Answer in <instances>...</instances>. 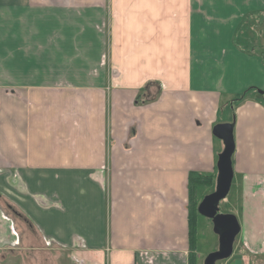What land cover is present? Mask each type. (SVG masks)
Returning <instances> with one entry per match:
<instances>
[{"label": "crops", "instance_id": "crops-1", "mask_svg": "<svg viewBox=\"0 0 264 264\" xmlns=\"http://www.w3.org/2000/svg\"><path fill=\"white\" fill-rule=\"evenodd\" d=\"M232 120L221 201L264 264V0H0V264H188Z\"/></svg>", "mask_w": 264, "mask_h": 264}, {"label": "water", "instance_id": "water-1", "mask_svg": "<svg viewBox=\"0 0 264 264\" xmlns=\"http://www.w3.org/2000/svg\"><path fill=\"white\" fill-rule=\"evenodd\" d=\"M263 93L262 91H258ZM233 120L219 122L212 127V134L221 140L222 150L217 154L215 163L216 176L212 192L205 194L197 204V213L210 219L212 231L217 236L218 244L214 251L209 252L202 264H215L225 261V264H240V255L233 254V243L240 232V225L232 213L219 211V203L229 192L233 177L232 154L235 144L233 138Z\"/></svg>", "mask_w": 264, "mask_h": 264}, {"label": "trees", "instance_id": "trees-1", "mask_svg": "<svg viewBox=\"0 0 264 264\" xmlns=\"http://www.w3.org/2000/svg\"><path fill=\"white\" fill-rule=\"evenodd\" d=\"M251 88H249L250 90ZM245 98V94L234 98L232 101L240 102ZM214 175H203L194 171H190L187 175V218H188V243H189V254L188 264H194V250L196 249V216H197V202L199 196L197 192L199 189L205 186H213ZM202 196L200 195V198Z\"/></svg>", "mask_w": 264, "mask_h": 264}, {"label": "rangeland", "instance_id": "rangeland-1", "mask_svg": "<svg viewBox=\"0 0 264 264\" xmlns=\"http://www.w3.org/2000/svg\"><path fill=\"white\" fill-rule=\"evenodd\" d=\"M260 33V31L258 32ZM261 40V39H260ZM230 107L227 108L225 110V112L223 113V115L218 114L217 116L219 118H222L223 116H227L228 114V110H230ZM214 189V183L212 187H202L201 189H199V191L197 192V195L200 197L208 194L210 192H212ZM230 196L231 194L228 195L227 200H230ZM232 200V198H231ZM229 202L227 201H221L219 203V210L220 212H227L228 211V207H229ZM196 251L198 252L199 256H200V261L201 263L203 262V258L211 251H214L217 248V244H218V240H217V236L213 233L212 231V226L210 224V221L201 216L198 215L196 216ZM215 264H222V261H217Z\"/></svg>", "mask_w": 264, "mask_h": 264}]
</instances>
